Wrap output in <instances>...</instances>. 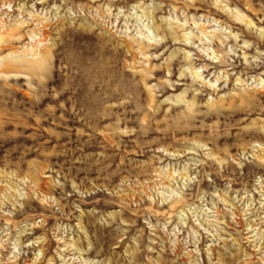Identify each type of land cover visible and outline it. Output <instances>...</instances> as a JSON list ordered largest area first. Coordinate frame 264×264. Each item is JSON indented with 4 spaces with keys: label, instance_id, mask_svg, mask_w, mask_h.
Returning a JSON list of instances; mask_svg holds the SVG:
<instances>
[{
    "label": "rangeland",
    "instance_id": "rangeland-1",
    "mask_svg": "<svg viewBox=\"0 0 264 264\" xmlns=\"http://www.w3.org/2000/svg\"><path fill=\"white\" fill-rule=\"evenodd\" d=\"M0 35V264H264V0H0Z\"/></svg>",
    "mask_w": 264,
    "mask_h": 264
},
{
    "label": "bare ground",
    "instance_id": "bare-ground-1",
    "mask_svg": "<svg viewBox=\"0 0 264 264\" xmlns=\"http://www.w3.org/2000/svg\"><path fill=\"white\" fill-rule=\"evenodd\" d=\"M1 39H2V38H1V35H0V41H1ZM8 41H9V39H8ZM8 68H9V66H8Z\"/></svg>",
    "mask_w": 264,
    "mask_h": 264
}]
</instances>
